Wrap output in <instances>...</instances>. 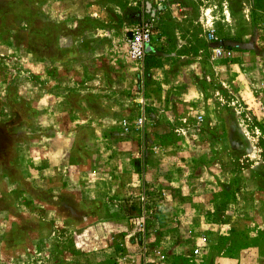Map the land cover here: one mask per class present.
I'll return each instance as SVG.
<instances>
[{
    "label": "crops",
    "instance_id": "crops-1",
    "mask_svg": "<svg viewBox=\"0 0 264 264\" xmlns=\"http://www.w3.org/2000/svg\"><path fill=\"white\" fill-rule=\"evenodd\" d=\"M30 3L38 7L34 19L43 23L46 40L55 39L63 47L88 43L93 52L124 30L126 17L119 10L126 14L133 4L132 0ZM167 5L168 12L189 10L179 1ZM198 63L169 65L168 71L167 65H27V92L20 75L4 80L0 87L4 189H12L20 199L45 191L50 213L58 209L59 201L56 212L67 216L72 212L70 201L82 213L95 212L96 206V215L106 216L83 229L96 231L99 246L110 245L107 239L112 233L117 236L118 210L130 213L137 208L133 200L144 199L147 213L158 215V245L167 258L194 264H252L255 259H246V249L239 247L242 242L223 220L225 209L216 200L218 193L234 188L235 176L228 168L232 161L223 154L226 146L216 149L212 143L199 142L193 128L189 130L194 137L180 140L182 118H205L209 112L205 105L212 97L203 93ZM148 82L157 87L152 94L147 93ZM19 98L27 102L24 109L15 105ZM144 110L149 151L138 159L144 139L140 145L142 136L128 130L125 120L132 122ZM18 111L25 112L21 118ZM215 236L224 237V243H216ZM234 246L236 251H231Z\"/></svg>",
    "mask_w": 264,
    "mask_h": 264
},
{
    "label": "rangeland",
    "instance_id": "rangeland-1",
    "mask_svg": "<svg viewBox=\"0 0 264 264\" xmlns=\"http://www.w3.org/2000/svg\"><path fill=\"white\" fill-rule=\"evenodd\" d=\"M146 1L132 0L126 14L119 10L126 17L124 30L93 52L88 43L63 47L55 39L46 40L43 23L34 19L38 7L30 0H0V87L4 80L20 75L27 92V65H167L168 71L169 65H193L197 60L203 93L212 98L200 123L192 115L182 118L180 140L194 137L189 130L193 128L199 142L212 143L216 149L226 146L223 154L231 159L229 173L235 177L234 188L216 196L225 209L220 216L234 228L246 259L253 256L252 264H264V0H167V4L179 1L189 10L168 12V5L163 6L154 26V46L139 61L129 55V39ZM217 42L226 45L225 53L214 51ZM209 61L213 65H207ZM149 84L147 93L152 94L157 87ZM19 99L15 105L24 109L27 102ZM22 113L18 111L17 118ZM134 132L142 136L140 145L144 139L142 154L137 156L141 159L148 155L150 139L140 130ZM4 176L0 180V264H194L164 256L157 240L158 215L147 213L144 199H134L132 205L137 208L130 213L118 210L117 236L112 233L107 239L110 245L99 246L96 231L83 229L106 216L96 215V206L95 212L82 213L70 201L72 212L67 216L56 212L59 201L58 209L50 213L45 191L38 190V197H14L12 189L3 187ZM214 240L224 243V237Z\"/></svg>",
    "mask_w": 264,
    "mask_h": 264
},
{
    "label": "built area",
    "instance_id": "built-area-1",
    "mask_svg": "<svg viewBox=\"0 0 264 264\" xmlns=\"http://www.w3.org/2000/svg\"><path fill=\"white\" fill-rule=\"evenodd\" d=\"M166 3L167 0H148L145 2L146 7H143L139 19L134 23L129 39V55L133 59L139 61H144L146 59L155 36V23L163 13V6L166 5ZM210 36L214 37L215 34L210 32ZM214 51L217 54H223L226 52V45L223 42H217ZM203 118L202 116L196 117V122L200 123ZM125 123L128 130H140L141 133L145 135L147 125V114L145 110L135 118L134 124H131L128 120H125ZM140 224L142 227L146 226V219L144 216H141Z\"/></svg>",
    "mask_w": 264,
    "mask_h": 264
}]
</instances>
